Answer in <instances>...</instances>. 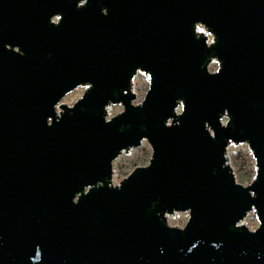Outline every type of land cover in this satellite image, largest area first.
Instances as JSON below:
<instances>
[{
    "label": "water",
    "instance_id": "water-1",
    "mask_svg": "<svg viewBox=\"0 0 264 264\" xmlns=\"http://www.w3.org/2000/svg\"><path fill=\"white\" fill-rule=\"evenodd\" d=\"M0 264H264V0H0Z\"/></svg>",
    "mask_w": 264,
    "mask_h": 264
},
{
    "label": "rangeland",
    "instance_id": "rangeland-1",
    "mask_svg": "<svg viewBox=\"0 0 264 264\" xmlns=\"http://www.w3.org/2000/svg\"><path fill=\"white\" fill-rule=\"evenodd\" d=\"M231 164L237 180L249 184L256 172L255 157L247 143L231 144L228 148ZM152 147L145 139L142 144L131 149L129 153H122L114 161L113 181L118 183L134 167L149 162Z\"/></svg>",
    "mask_w": 264,
    "mask_h": 264
}]
</instances>
